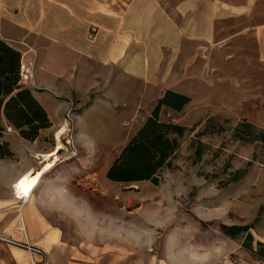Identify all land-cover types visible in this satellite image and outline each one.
<instances>
[{
  "label": "rangeland",
  "instance_id": "obj_1",
  "mask_svg": "<svg viewBox=\"0 0 264 264\" xmlns=\"http://www.w3.org/2000/svg\"><path fill=\"white\" fill-rule=\"evenodd\" d=\"M157 1L174 16L179 0ZM195 44L185 42L171 66L177 79L174 87L191 101L179 112H161L162 119L188 130L159 184L124 185L105 176L141 123L152 92L142 76L127 78V92L119 88L121 73L115 70L110 75L90 74L88 89L79 87L78 78L67 82L76 86L64 93L46 89L45 107L51 117L55 120L61 113L69 124L59 150L62 155L70 148L74 152L45 175L39 189L56 200L62 211L59 224L73 232L74 240L124 242L132 246L129 256L147 249L174 264H264L242 249L240 239L229 238L219 227L253 224L254 239L264 242V154L256 143L233 139L230 131L242 119L264 128V67L249 41L231 40L222 49L206 44V63ZM240 46H246L244 54ZM185 61L192 64L184 73ZM58 102L61 106L54 109ZM211 117L228 130L198 135ZM53 139L43 133L36 146H47ZM200 143L204 151L198 158L195 148ZM11 145L20 156L30 142L11 140ZM238 169H246L243 177L227 183ZM58 184L63 187L59 192L48 191Z\"/></svg>",
  "mask_w": 264,
  "mask_h": 264
},
{
  "label": "crops",
  "instance_id": "obj_2",
  "mask_svg": "<svg viewBox=\"0 0 264 264\" xmlns=\"http://www.w3.org/2000/svg\"><path fill=\"white\" fill-rule=\"evenodd\" d=\"M173 9L177 18L157 0H0V37L21 53L25 64L32 63L34 84L26 86L44 107L49 99L46 89L64 93L76 86L67 82L77 78L79 87L88 89L90 74L110 75L117 70L121 73L117 85L127 92V78L142 76L152 85L142 121L166 89L183 93L174 87L177 79L171 66L176 65L185 42H196L198 55L206 63V44L222 49L231 40L249 41L257 62L264 67V0H179ZM244 47L239 51L243 53ZM188 63L184 62V73L192 64ZM60 106L58 102L54 109ZM45 109L51 127L28 141L30 146L20 156L11 140L17 144L22 138L3 121L6 131L2 138L8 141L14 158L0 159V264H174L147 249L129 256L132 246L124 242L74 240L73 232L60 226V207L39 186L74 151L70 148L66 155L59 150L51 158L43 156L56 148L57 136L62 143L60 138L69 135L65 115L56 114L54 120ZM62 126L65 132L58 134ZM43 133L52 135L53 142L38 147ZM42 167L45 170L36 186L29 195L23 194L28 197L17 198L16 181ZM62 188L58 184L48 191L56 193ZM29 247L40 249L46 259Z\"/></svg>",
  "mask_w": 264,
  "mask_h": 264
},
{
  "label": "trees",
  "instance_id": "obj_3",
  "mask_svg": "<svg viewBox=\"0 0 264 264\" xmlns=\"http://www.w3.org/2000/svg\"><path fill=\"white\" fill-rule=\"evenodd\" d=\"M20 62L21 53L0 37V159L14 158L8 141L2 138L6 131L3 121L16 130L22 139L30 142L38 138L41 130L52 125L47 110L33 90L20 82ZM190 101L188 95L166 89L114 156L106 169V178L124 185L145 181L159 184L161 173L172 167L173 159L181 147V138L188 130L185 125L162 119L161 112L163 109L179 112ZM226 130L228 128L211 117L197 134H219ZM230 131L233 139L242 143H256L264 154V128L242 119ZM203 151L204 146L200 143L195 148V156L199 158ZM245 172L246 169L235 170L227 183L238 181ZM252 226L220 224L219 227L229 238L240 239L242 249L252 257L264 261V242L254 239Z\"/></svg>",
  "mask_w": 264,
  "mask_h": 264
},
{
  "label": "bare ground",
  "instance_id": "obj_4",
  "mask_svg": "<svg viewBox=\"0 0 264 264\" xmlns=\"http://www.w3.org/2000/svg\"><path fill=\"white\" fill-rule=\"evenodd\" d=\"M64 129L65 128L61 127V130L59 129L58 134H61L60 132H63ZM56 139H57L56 148L52 152H50L49 154L43 155L45 158H51L53 156H56L59 149L63 147L62 143L59 141V136H57ZM44 170H45L44 167H42L41 170H37V171L30 170L29 172L22 175L18 179L17 183H15L16 187H17V189H16L17 192L23 194V188H26L29 185H31L33 183V181H36L38 183L39 177L44 173ZM21 181H23V183H21ZM18 185H20V186L18 187ZM29 193L27 195H29Z\"/></svg>",
  "mask_w": 264,
  "mask_h": 264
},
{
  "label": "built area",
  "instance_id": "obj_5",
  "mask_svg": "<svg viewBox=\"0 0 264 264\" xmlns=\"http://www.w3.org/2000/svg\"><path fill=\"white\" fill-rule=\"evenodd\" d=\"M19 75H20V82L21 83H23L25 85L34 84V74H33V69H32V63L27 65L21 59ZM15 196L19 199H24V198L28 197V196L25 197L23 194L18 193V192L15 193ZM29 250L31 252L40 253L43 256V260L46 259V254L43 253L40 249L29 247ZM32 263L37 264L35 261H32Z\"/></svg>",
  "mask_w": 264,
  "mask_h": 264
},
{
  "label": "snow or ice",
  "instance_id": "obj_6",
  "mask_svg": "<svg viewBox=\"0 0 264 264\" xmlns=\"http://www.w3.org/2000/svg\"><path fill=\"white\" fill-rule=\"evenodd\" d=\"M21 183H23V181H21ZM36 181H33V183L31 184V185H29L28 187H26V188H23V194L24 195H27L34 187H35V185H36ZM20 185H18V187H19Z\"/></svg>",
  "mask_w": 264,
  "mask_h": 264
}]
</instances>
